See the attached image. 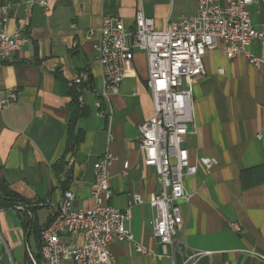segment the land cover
Instances as JSON below:
<instances>
[{
  "label": "crops",
  "instance_id": "obj_1",
  "mask_svg": "<svg viewBox=\"0 0 264 264\" xmlns=\"http://www.w3.org/2000/svg\"><path fill=\"white\" fill-rule=\"evenodd\" d=\"M9 1L20 5L5 26L13 32L30 0ZM45 1L48 9L32 5L27 41L15 61L0 65V176L29 201L25 210L0 207V264H46L39 230L67 189L75 193L74 209L92 207L94 163L106 152L114 157L109 202L131 213L126 226L133 239L110 245L117 264H173L171 246L164 252L154 235L156 209L149 198L160 191L158 177L139 149V125L153 115L147 54L135 51L119 91L104 96L95 45L103 16H118L133 29L136 12L143 9L161 30L169 21L194 15L197 1ZM248 8L253 25L263 27L264 2ZM249 49L264 53L258 43ZM203 63L193 88L196 132L186 135L184 146L191 159L209 156L218 163L211 172L201 166L185 178L192 197L180 204L183 223L174 259L178 264L182 254L201 251L197 264H264V66L243 55L229 58L222 46L208 50ZM85 72L92 78L82 91L89 113L77 120L81 141L61 164L72 114L70 85ZM8 88L17 90L18 100L3 107ZM135 194L142 202L132 201ZM138 245L145 251H137Z\"/></svg>",
  "mask_w": 264,
  "mask_h": 264
},
{
  "label": "built area",
  "instance_id": "obj_2",
  "mask_svg": "<svg viewBox=\"0 0 264 264\" xmlns=\"http://www.w3.org/2000/svg\"><path fill=\"white\" fill-rule=\"evenodd\" d=\"M196 1L194 15L169 21L161 30L156 29L154 19L146 16L143 9L136 12L133 29H128L118 16H103L95 45L102 68L104 96L119 91L135 51L147 54V88L153 99V115L139 125V149L144 154L145 165L154 167L158 177L160 191L149 198L150 205L156 209L154 235L164 252L171 246L173 264H177L174 255L180 242L178 228L183 223L180 204L189 203L192 197L185 178L196 174L201 166L211 172L218 163L209 156L191 159L184 146L186 135L196 132L193 88L204 73L203 57L208 50L222 46L229 58L243 55L256 67L264 66V53L254 54L249 49L250 45L258 43L264 52V26L253 25L248 8L251 3L264 0ZM34 3L49 8L45 0H30L23 7L16 30L8 32L5 26L9 16L20 5L0 0V65L13 63L27 41ZM87 79L85 72L72 80L78 86L81 105L85 101L80 85ZM17 100V90L8 88L1 104L5 107ZM113 161L112 153L106 152L94 163L91 208L74 209V191H64L54 215L39 232L46 264H63L65 260L74 264H117L110 248L112 241L132 240L133 235L126 226L131 217L130 209H118L109 202L112 197L109 170ZM128 166L129 162L125 161L124 169ZM142 200L139 194L133 195V202ZM16 208L26 209L23 205ZM233 226L239 229L237 223ZM63 234L69 235V239L63 240ZM136 249L145 251L140 245ZM201 254V251L182 254L178 264H197Z\"/></svg>",
  "mask_w": 264,
  "mask_h": 264
},
{
  "label": "trees",
  "instance_id": "obj_3",
  "mask_svg": "<svg viewBox=\"0 0 264 264\" xmlns=\"http://www.w3.org/2000/svg\"><path fill=\"white\" fill-rule=\"evenodd\" d=\"M88 74V79L80 85V88L88 87L91 85V75ZM70 95L72 102V114L69 123V135L67 140L66 149L60 159V163L64 164L65 156L69 152H75L79 142L81 141V130L76 127L77 120L81 117L87 116L89 108L86 105H81L79 101L78 86L75 82L70 85ZM17 205L29 206V201L22 197L19 193L12 190L4 178L0 176V207H16ZM27 220V219H26ZM41 230V229H40ZM39 230V232H40Z\"/></svg>",
  "mask_w": 264,
  "mask_h": 264
},
{
  "label": "bare ground",
  "instance_id": "obj_4",
  "mask_svg": "<svg viewBox=\"0 0 264 264\" xmlns=\"http://www.w3.org/2000/svg\"><path fill=\"white\" fill-rule=\"evenodd\" d=\"M41 255L44 256V248L42 246V243H41Z\"/></svg>",
  "mask_w": 264,
  "mask_h": 264
}]
</instances>
